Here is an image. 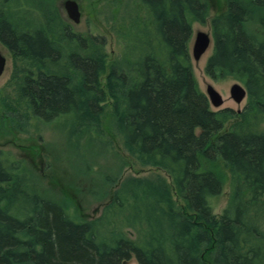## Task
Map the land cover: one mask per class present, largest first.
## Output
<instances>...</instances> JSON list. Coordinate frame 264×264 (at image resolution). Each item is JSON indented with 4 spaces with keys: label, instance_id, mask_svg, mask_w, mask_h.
Listing matches in <instances>:
<instances>
[{
    "label": "trees",
    "instance_id": "obj_1",
    "mask_svg": "<svg viewBox=\"0 0 264 264\" xmlns=\"http://www.w3.org/2000/svg\"><path fill=\"white\" fill-rule=\"evenodd\" d=\"M140 3L143 19L125 41L131 51L111 65L105 87V58L90 54L89 40L49 7H40L44 28L34 29L0 5V41L21 64L14 81L35 117L97 122L109 95L126 148L172 177L182 205L163 179L128 178L104 216L76 218L25 191L21 163L0 153V264H124L133 257L139 264H264V39L248 28L264 0H227L212 21L206 72L245 84L241 113L214 111L191 67V18L205 20L203 0ZM218 156L237 177L235 198L219 218L210 202L223 189L210 167Z\"/></svg>",
    "mask_w": 264,
    "mask_h": 264
},
{
    "label": "rangeland",
    "instance_id": "obj_2",
    "mask_svg": "<svg viewBox=\"0 0 264 264\" xmlns=\"http://www.w3.org/2000/svg\"><path fill=\"white\" fill-rule=\"evenodd\" d=\"M66 1L0 0V5L1 9L34 29L44 28L40 7H49L53 14L70 24L74 32L89 40L90 54L98 53L105 58L106 70L100 79L105 87L111 65L125 60L126 54L131 51V46L127 47L125 41L130 44V34L143 19L144 8L140 0H74L81 11V20L75 23L64 9ZM203 2L207 6L205 20L191 18V67L202 92L206 93L208 86L212 85L223 97V106L216 108L211 105L214 111L231 108L241 113L248 104V97L239 104L232 98L231 89L237 83L244 87L245 84L232 75L214 79L206 72L208 59L214 53L212 21L226 12L227 0ZM263 20L264 8L248 27L259 39H264V28L260 26ZM200 32L209 34L212 40L207 52L196 60L193 49ZM94 38L98 41L93 42ZM101 39L106 42L104 46L100 45ZM63 44L70 46L66 41ZM0 51L7 58L6 69L0 78V153L21 163L18 176L25 180V191L36 192L42 198L65 206L76 218L97 220L104 216L109 205L112 206L115 194L126 179L139 178L152 182L163 179L173 201L182 205L172 177L157 167L143 165L126 148L114 113V101L109 95L102 104L103 114L97 122L78 120L71 115L45 123L19 99L14 74L21 64L13 59L1 41ZM237 120L227 122L226 128H231ZM210 167L223 181L221 194L210 200L213 212L219 218L235 198L237 177L231 166L219 156ZM261 223H264V218ZM124 264L139 262L133 257Z\"/></svg>",
    "mask_w": 264,
    "mask_h": 264
},
{
    "label": "water",
    "instance_id": "obj_3",
    "mask_svg": "<svg viewBox=\"0 0 264 264\" xmlns=\"http://www.w3.org/2000/svg\"><path fill=\"white\" fill-rule=\"evenodd\" d=\"M65 10L71 20L79 23L81 20V11L79 4L74 0H67L64 3ZM211 45V37L205 32H200L197 35L196 42L193 49V55L196 60H199ZM7 65V58L3 56L0 51V77L3 75ZM207 93L215 107H220L224 104L223 97L213 87L209 86ZM248 91L244 86L235 84L231 89V96L237 103H241L247 96Z\"/></svg>",
    "mask_w": 264,
    "mask_h": 264
},
{
    "label": "bare ground",
    "instance_id": "obj_4",
    "mask_svg": "<svg viewBox=\"0 0 264 264\" xmlns=\"http://www.w3.org/2000/svg\"><path fill=\"white\" fill-rule=\"evenodd\" d=\"M208 36L210 37V35H209V34H208ZM213 38H214V37H213ZM211 40H212V39H211ZM208 49H209V48H208ZM206 52H207V51H206ZM206 52H205V53H206ZM205 53H204V54H205ZM204 54H203V55H204ZM200 59H201V58H200ZM200 59H199V60H200ZM237 84H238V83H237ZM239 85H241V84H239ZM209 86H212V85H209ZM209 86H208V87H209ZM241 86H242V85H241ZM207 90H208V88H207ZM219 94H220V93H219ZM206 95L208 96V98H209V100H210V103H211V105H212V106H214V105L212 104V102H211V99H210V97H209V95H208V93H207V92H206ZM220 95H221V94H220ZM247 97H248V94H247V96H246L245 98H247ZM232 98H233V97H232ZM245 98H244V99H245ZM223 100H224V99H223ZM243 101H244V100H243ZM243 101H242V102H243ZM242 102H241V103H242ZM241 103H239V104H241ZM222 106H223V105H222ZM214 107H215V106H214ZM220 107H221V106H220ZM216 108H219V107H216Z\"/></svg>",
    "mask_w": 264,
    "mask_h": 264
}]
</instances>
